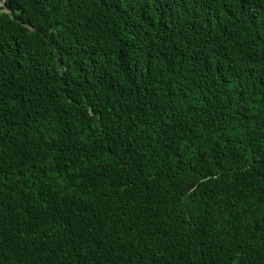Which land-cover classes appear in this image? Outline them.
<instances>
[{
  "label": "trees",
  "instance_id": "16d2710c",
  "mask_svg": "<svg viewBox=\"0 0 264 264\" xmlns=\"http://www.w3.org/2000/svg\"><path fill=\"white\" fill-rule=\"evenodd\" d=\"M0 264H264V0H4Z\"/></svg>",
  "mask_w": 264,
  "mask_h": 264
},
{
  "label": "rangeland",
  "instance_id": "374dc122",
  "mask_svg": "<svg viewBox=\"0 0 264 264\" xmlns=\"http://www.w3.org/2000/svg\"><path fill=\"white\" fill-rule=\"evenodd\" d=\"M4 5V0H0V6Z\"/></svg>",
  "mask_w": 264,
  "mask_h": 264
}]
</instances>
